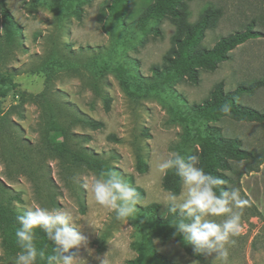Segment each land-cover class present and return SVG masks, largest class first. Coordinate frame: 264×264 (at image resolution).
<instances>
[{
  "label": "rangeland",
  "instance_id": "374dc122",
  "mask_svg": "<svg viewBox=\"0 0 264 264\" xmlns=\"http://www.w3.org/2000/svg\"><path fill=\"white\" fill-rule=\"evenodd\" d=\"M111 1L91 0L81 5L80 20L72 15L60 21L47 6L41 5L31 12L27 6L30 0H4L21 30L19 46L10 52L6 51V55L4 51L0 57V72L7 77L9 87L6 98L2 100L3 107L8 109L22 102L23 119L12 117L21 130L17 138L35 146L39 140L37 124L40 109L29 100L23 101V97L42 91L45 76L40 69L50 59L78 65L81 69L79 74L71 69L57 70L52 82L53 89L63 94L62 100L69 102L82 114L102 122L104 127L97 131L74 128L72 132L90 137L84 146L108 160L110 166L129 185L143 191L137 208L144 209L150 204H157L158 216L163 218L168 192L162 189L164 174L158 171L157 165L170 156V146L176 143L181 132L178 122H169L171 112L175 109L188 110L193 104H201L210 99L211 91L219 82L224 84L225 92L233 91L241 85L264 82V38L251 40L231 51L229 59L219 63L214 72L199 68L197 84L181 77L168 84L160 94L129 96L113 74L103 72L97 79L87 64L93 58L98 59L105 49L110 50L115 38H124L125 33H128L131 42L113 57L117 60L125 59L133 65L134 73L142 79H149L153 76L152 68L164 64L163 57L171 48L175 27L169 20L162 19L155 25L157 34L147 31L133 37L131 24L154 0H131L128 10L122 14L123 25L113 26V33L110 27L113 18L104 8ZM209 5H224L225 15L215 23L214 28L205 32L199 48L210 49L221 37L244 30L254 17L260 25V0H189L188 23L197 22ZM92 79L98 81L103 94L109 97V111H105L100 98H95L90 86ZM239 103L264 113V85L242 95ZM210 125L219 127L221 136L225 138L240 139L243 149L260 155L264 153V123L234 121L223 116ZM15 143L20 145V142ZM137 149L141 150L148 167L144 174L135 170ZM30 156V168L43 181L39 186V191L42 189L40 197H37L36 187L26 176L14 173L12 179L7 178V173L11 174L15 168H7L0 158V180L13 193L20 195L21 203H13L15 209L20 212L36 207H59L69 211L73 217V226L89 240L87 249L81 248L78 253L85 259L80 264H100V259L104 260V264H125L137 257L138 252L133 245L141 239V229L136 224V213L127 220L119 221L114 211L96 204L90 194V185L97 175L79 170L71 176H65L57 160L45 158L43 167L39 168V157L35 154ZM231 178L236 179L235 175H231ZM50 180L52 187L49 189L46 184ZM226 185L237 187L235 183ZM183 191L186 190L181 187ZM49 194H53L57 206L49 202ZM243 212V232L234 238L236 244L229 246L228 264H264V219L259 218L250 205ZM146 231L154 250L170 262L194 264L198 261L189 257L173 240L162 242ZM3 258L0 248V264H4ZM213 260L214 256H203L199 264H220Z\"/></svg>",
  "mask_w": 264,
  "mask_h": 264
},
{
  "label": "trees",
  "instance_id": "16d2710c",
  "mask_svg": "<svg viewBox=\"0 0 264 264\" xmlns=\"http://www.w3.org/2000/svg\"><path fill=\"white\" fill-rule=\"evenodd\" d=\"M91 0H30L28 10L34 11L39 6H47L58 20H64L67 16L81 19V5ZM131 0H112L104 8L110 13L111 28L113 33L117 24L122 26V14L128 10ZM189 0H154L148 5L141 15L131 24L130 32L133 37L147 31L158 33L155 27L162 19L169 20L175 27V33L171 37V48L163 57L164 64L161 67H153V76L142 79L133 71V65L125 59H115L123 47L131 41L125 33L124 38H115L113 47L104 50L99 58L87 64L92 68L95 78L101 77L103 72L113 74L119 81L122 90L129 96L142 97L157 95L163 92L168 84L176 82L181 77L192 83L198 82V69L204 68L214 72L218 64L229 59V53L237 47L251 41L264 38V11L263 0H260V25L254 17L244 30L235 31L228 36L221 37L210 49L199 48L207 30L214 28L215 23L225 15L224 5H209L194 24L188 23L189 16L187 2ZM21 28L14 22L13 16L4 0H0V57L5 51L10 52L19 46V34ZM7 51V52H6ZM75 70L77 74L81 69L76 64L60 62L50 59L42 67L44 84L41 92L29 94L23 97V101L29 100L40 109V119L37 124L38 143L30 146L24 139H18L21 131L12 120L13 116L23 119V104L12 105L8 109L3 107V99L6 98L9 87L6 76L0 72V158L5 166L15 168L7 178L12 179L14 173L26 176L32 182L40 197L39 186L43 181L37 173L30 168V155L39 157V168L43 167V161L48 158L55 159L64 175H72L75 171H88L99 176L102 172L115 170L104 159L91 152L84 146L90 141V137L73 133L74 128L101 130L104 125L100 121L82 114L69 102L61 99L62 93L53 89V79L57 70ZM82 78V77H81ZM264 85L263 81H257L251 85L238 86L233 91L225 92L224 84L217 83L210 93V99L201 104H193L190 108L175 109L171 112L169 122H178L181 132L176 143L170 146V151L178 152L185 157L196 156L198 166L205 172L220 177L226 184H236L240 188V180L244 175L257 172L264 162V153L256 154L243 149L242 141L238 138H225L221 136V129L210 125L221 117L227 116L234 121H245L263 124L264 113L240 105L242 95L249 94ZM95 98L102 100L105 111H109L110 99L101 91L98 81L92 79L90 83ZM228 106L230 111L223 113L222 107ZM16 142H20L18 145ZM116 140V139H114ZM24 142V143H23ZM135 170L139 174L147 172V164L140 149L135 154ZM30 169V170H29ZM117 172V171H116ZM118 173V172H117ZM231 175H235L233 180ZM43 178V177H42ZM47 182V181H46ZM45 183V180H44ZM46 184L51 188L52 180ZM162 189L166 192H181L180 179L171 171L163 175ZM139 199L143 191L136 188ZM50 203L56 205L53 194H49ZM13 203H21L20 195L13 193L4 182L0 180V248L3 252L4 264H15V257L20 249L16 243L15 229L16 215L19 213ZM57 206V205H56ZM84 211L83 204H80ZM136 224L141 229V239L133 245L138 255L135 259L126 261L125 264H176L157 253L150 241L146 229L162 242L173 240L185 253L202 262L203 256L193 252L192 247L183 242L182 236L176 233L174 225L181 219L179 214L159 217V205L150 204L144 209L137 208ZM259 217V213H257ZM103 241L105 236L102 237ZM34 243L38 250L45 253V258H38L37 264H46V256L52 251V243L47 240L42 232H37ZM72 251H76L73 249Z\"/></svg>",
  "mask_w": 264,
  "mask_h": 264
},
{
  "label": "clouds",
  "instance_id": "9594fccd",
  "mask_svg": "<svg viewBox=\"0 0 264 264\" xmlns=\"http://www.w3.org/2000/svg\"><path fill=\"white\" fill-rule=\"evenodd\" d=\"M221 111L228 113L230 108L224 106ZM157 168L165 175L169 171L174 173L186 190L179 194L169 192L165 198L162 214H179L181 217L174 225L176 233L192 247L194 253L214 256L213 262L228 264L229 246H234V238L243 232V210L249 201L238 187H218L225 181L198 166L196 156L185 157L173 152L159 162ZM90 194L96 204L114 211L119 221L127 220L138 211L137 190L115 170L95 177L90 185ZM72 219L69 211L59 207L20 211L15 217V237L20 249L15 264H37L38 258H45V253L34 243L37 232H42L53 245L51 253L46 256V264H80L85 259L78 253L81 248L87 249L89 240L73 226ZM100 264H104L103 259H100ZM194 264H199V261Z\"/></svg>",
  "mask_w": 264,
  "mask_h": 264
},
{
  "label": "crops",
  "instance_id": "0c3cea01",
  "mask_svg": "<svg viewBox=\"0 0 264 264\" xmlns=\"http://www.w3.org/2000/svg\"><path fill=\"white\" fill-rule=\"evenodd\" d=\"M240 189L243 197L249 201V205L259 213V218L264 219V162L257 172L241 178Z\"/></svg>",
  "mask_w": 264,
  "mask_h": 264
}]
</instances>
